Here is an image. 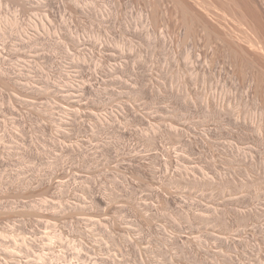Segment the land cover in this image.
Wrapping results in <instances>:
<instances>
[{"label":"rangeland","instance_id":"1","mask_svg":"<svg viewBox=\"0 0 264 264\" xmlns=\"http://www.w3.org/2000/svg\"><path fill=\"white\" fill-rule=\"evenodd\" d=\"M5 3L0 264H264V0Z\"/></svg>","mask_w":264,"mask_h":264},{"label":"clouds","instance_id":"2","mask_svg":"<svg viewBox=\"0 0 264 264\" xmlns=\"http://www.w3.org/2000/svg\"><path fill=\"white\" fill-rule=\"evenodd\" d=\"M18 13H19V8H16L14 10H9V6L7 3H5V0H0V16H15ZM44 79L47 81L48 84H52L56 87H63V85L59 84L57 81H54L51 78H49L47 74H44ZM49 106L55 107V101H52ZM98 150L99 149L97 148V151ZM83 151H91V149H86ZM0 159H5V157H0ZM93 159L95 160V157H93ZM49 163H51V161H49ZM89 167L94 168L96 173L94 175L87 177L88 182H90L91 184L96 185L97 183H99L101 187H103L106 184L108 188L111 189V193L114 194L115 196H121L123 193L128 191V189L123 186L121 181L117 179L115 173L111 175L109 174V169L105 168L104 165L100 162V160H95V163L89 165ZM30 168L36 169V165L21 161V167L15 169V171L26 172V170ZM5 171H7V169ZM41 173H42V169H36L35 174L37 176L41 175ZM28 174L31 175V173ZM18 178H22V177H18ZM0 179H4L3 174H0Z\"/></svg>","mask_w":264,"mask_h":264}]
</instances>
